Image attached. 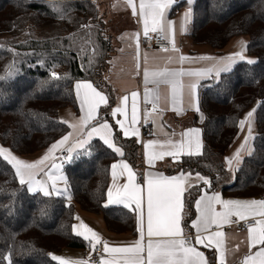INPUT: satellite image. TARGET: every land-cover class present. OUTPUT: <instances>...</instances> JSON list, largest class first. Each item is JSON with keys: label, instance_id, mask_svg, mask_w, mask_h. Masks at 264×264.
Here are the masks:
<instances>
[{"label": "trees", "instance_id": "1", "mask_svg": "<svg viewBox=\"0 0 264 264\" xmlns=\"http://www.w3.org/2000/svg\"><path fill=\"white\" fill-rule=\"evenodd\" d=\"M100 6L92 0H0V76L5 77L0 79V142L13 153L34 155L67 134L59 112L68 107L78 110L77 81H91L108 95L111 103L102 114L114 107L113 93H107L110 85L103 80L113 45ZM188 35L194 45H210L220 53L246 37L248 56L257 63L238 62L230 72L201 86L196 121H201L204 154L184 156L174 171L207 175L208 189L221 191L228 199L260 198L264 195V0H195ZM53 71L62 78L52 79ZM257 100L255 151L233 176L225 157L238 136L239 121ZM102 119L113 126L123 158L142 177L138 140L124 138L115 117ZM77 153L65 169L70 200L27 191L0 157V264H9V259L11 264H59L49 253L87 249L88 241L73 231L77 209L101 217L113 235L137 234L136 211L104 206L111 165L118 155L100 139ZM197 190L186 195V224L195 215ZM208 260L216 264L213 251Z\"/></svg>", "mask_w": 264, "mask_h": 264}, {"label": "snow or ice", "instance_id": "2", "mask_svg": "<svg viewBox=\"0 0 264 264\" xmlns=\"http://www.w3.org/2000/svg\"><path fill=\"white\" fill-rule=\"evenodd\" d=\"M131 9L133 16L138 17V22L142 23L143 35L146 39H151L149 33H156L160 39L169 41L173 51H179L175 47L174 22L167 18V11L176 3V0H125ZM191 5L194 0H185ZM191 8L183 15L184 25L181 30L186 31V24L191 18ZM81 27H90V25H81ZM139 33L134 34L137 41V60L139 61ZM240 50L229 54L226 57H199L196 59L214 60L212 66L200 71H186L183 69H170L167 64L176 62L183 64L193 58L179 55L175 61L172 57H168L165 67L151 69L148 66V60L144 58L143 78L145 91L143 93V101L145 104H152V112L145 110V117L157 112L158 105L162 96L160 86L165 85L168 94L163 96V100L170 102L173 110L183 111V101L185 88H187L188 106L196 112H200L199 102L197 99V83L201 78L208 77L210 74L219 78L222 73L230 72L233 66L238 62H246L248 65L257 63L255 59L247 58L244 55L246 50V42L240 41ZM95 51V49H93ZM161 51L168 52L169 48L164 47ZM91 59L89 64H91ZM137 67L140 65L137 63ZM66 75V74H65ZM184 77H195L196 81L184 84ZM5 77L0 76V79ZM52 79H61L62 77L51 72ZM151 84L154 87L149 88ZM77 98L80 100L82 115L73 122L61 120V123H67L72 132L61 137L60 140L51 144L43 156L34 160L26 161L13 155L8 149L0 147V157L6 161L11 168L14 169V175L18 178L21 186L32 193H42L45 197L52 195H62L67 192V187L63 190L57 188V181L65 178L60 175L62 163L56 162L55 152L62 150L67 153L65 160L72 162L74 160L73 152L75 149L85 148L93 135L99 136L109 149L116 154L124 157L125 153L122 147L117 146L113 140V126L107 120L98 119L99 109L101 105L108 106V97L97 90L91 82H77L75 84ZM139 94L132 92L131 114L129 116L126 110L129 96L121 97L120 104L111 110L110 115L116 117L120 114L123 120H117L123 135L125 137H139V128L136 127L138 121V106L136 97ZM162 112L163 109H160ZM256 109L249 111L244 119L239 121V128L245 129L247 125V135L243 137L240 146L235 150L231 157H225L228 171L235 172L240 170L245 156L251 157L254 154V147L250 141L253 140L252 124L253 115ZM203 120V115H201ZM95 122V123H94ZM167 135V134H165ZM174 135V133H173ZM71 137H76L71 146L65 148ZM201 130L198 128H189L181 133L179 140L171 138L164 141L149 140L144 143L146 163L153 166L156 160H163L165 156L172 157L173 161L178 160L181 155L202 156L203 144L201 141ZM139 142V141H138ZM87 153V149H85ZM81 153H77L80 155ZM90 154V153H87ZM117 169H120L119 173ZM55 170V172H53ZM127 173V183L117 185L118 176ZM43 174L45 179L37 177ZM112 185L107 191V202L105 207L110 204H122L125 207H131L135 204V211L138 212L139 220V238L130 242L126 247H109L107 241H102L99 234L93 231L87 224L81 223L73 226L76 236H82L89 241L92 250L96 249V245H102L104 253L108 254V258H102L98 264H210L208 258L203 252L193 246L195 244L203 245L206 248H214L218 253L216 264H228L227 256L235 255L239 252L241 243L246 244L247 251L240 259V264H264V199L261 200H236L222 199L219 193L211 195L202 194L195 200V208L198 216L192 222V227L196 230L194 237L186 235L182 226V214L185 209V192L190 187H194L188 183L191 173L181 172L177 176H165L161 173L147 174L146 183V230H145V187L135 183V174L130 165L121 160L119 163L111 165ZM196 179L202 181L205 185H210L208 178L196 173ZM70 200L71 197L69 196ZM220 210H217V206ZM233 217L236 219L233 220ZM253 218V223L247 227L246 238L244 241L237 243L234 247L226 244V234L220 230L225 224L247 221ZM79 219V217H77ZM256 249L255 251H252ZM53 261L59 264H89V260H74L71 258H62L49 253ZM5 259H9L5 257ZM90 259V258H89ZM9 264L11 260L9 259Z\"/></svg>", "mask_w": 264, "mask_h": 264}, {"label": "crops", "instance_id": "3", "mask_svg": "<svg viewBox=\"0 0 264 264\" xmlns=\"http://www.w3.org/2000/svg\"><path fill=\"white\" fill-rule=\"evenodd\" d=\"M46 1H66V0H46ZM92 1H95V2L99 3V5H101L100 7H102L104 14L120 13V14H128L129 16H131L132 22L134 23V30L132 31L133 38H134V34H136V33L140 34L139 38L143 34L142 23L138 22L137 16H133L132 11L128 7V5L126 4L125 0H92ZM135 2L138 5L139 0H135ZM193 3L191 5H189L188 3L185 2V0H176V3H174L173 6L166 13L167 18L174 22V26H175L174 41H175V47L177 49H179L178 52L173 51L172 46L168 52L161 51V49L153 50V51L143 50L140 47V41H139V54L140 55H139V61H138L137 60V41L135 38L133 39V44H132L133 45L132 46L133 47V56L135 57V66L137 69L135 78L132 80V82H126L125 79L114 80V78H112L113 76L109 77L110 82H112L117 87H119V89H120V86H119L120 84L123 87H122V90L120 89L121 90L120 97L118 98V100H115V102L112 105L114 107L111 109H108L104 114H102L101 111L105 107L107 108L109 106L110 98L108 97V95L104 91L99 89L93 82L88 81V82H91L94 87H97V90L102 91V93L108 97V106H104V105L100 106L98 119L102 118V116H104V117L105 116H111L110 115L111 110L120 104L121 97H123L125 95L129 96V101H128L126 110L128 111L129 116H130L131 104H132L131 93L137 92L139 94L136 97L137 106H138L137 115H138V121H139L137 123L136 127L139 128V137H135V136L125 137L124 135H123V137L126 139L134 138V139L138 140L140 145H141V155H142L141 162L143 165L142 177L139 176V174L137 173L136 169L133 166H130V167L132 168V171L135 174V183L141 184L145 187V194H144L145 200H144V205H143L144 211H145V230H146V183H145V180H146L147 174L149 172L161 173L165 176L171 177V176H177L181 172H183V173H191V172H185L182 170L174 171L177 164L179 162H181V159L185 155H181V157L176 161H173L172 157L165 156L163 158V160H156L154 162L153 166H149L146 163L144 143H146L149 140L164 141V140L169 139V138H171L172 140L175 141V140H179L181 138V133H183L185 130H187L189 128H198L201 130V126H200L201 121H199V120H198V122L196 121V117H200V112L198 113L193 108H190L188 106L187 88H185L184 101H183V105H182L183 111L177 112V111L173 110V106L171 105L170 102L166 103L163 100V96L168 94V89L166 88L165 85H161L160 86V92H161L162 99H161L160 104L158 105L157 112L152 113V115L145 117V110H147L149 113L152 112V104L151 103L145 104L143 101V93L145 91V84H144V78H143V71H144V67H145V65H144L145 56L147 57V60H148V66L151 69L165 67V63H166V60L168 57H172L173 61H175L179 55H183V56L190 57L193 59H191L190 61H185L183 64L173 62V63L167 64V67L170 69H183L186 71H200V70H205V69L210 68L212 66V64L214 63V60H211V59L202 60V59H196V58L204 57V56L213 57V58L226 57L229 54L237 52L240 50V48L238 46V45H240L239 44L240 41H244L247 43L246 38H238V39L232 41L230 46L227 48V50H225L222 53L217 52L210 45H194L191 42V39L188 35L190 30H191V25H192ZM178 4H181L182 7L177 8L176 6ZM189 8H191V13H192L191 18H190V21L186 24V31H183V30H181V26L184 25L183 15ZM244 55L247 58H249V56L246 55V50L244 52ZM137 63H139V65H140L139 68L137 67ZM217 79L218 78H216L214 73H213V74H210L208 77L201 78L198 80L197 89H196L198 102H199V91H200L201 86L207 81H212V80H217ZM107 80H108V78H107ZM193 81H196L195 77H184L183 78V82L185 85H187L189 82H193ZM77 82H84V81H77ZM77 82H75V84ZM148 87L152 88L154 86L149 84ZM74 88H75V85H74ZM75 94H76V91H75ZM76 99L78 102V110L71 108V107L61 109L59 112L60 120H67V121H69V123H71V122H73V117L78 119L83 114L81 111V107H80V100L77 98V95H76ZM160 109H163V111L161 112ZM245 116L246 115H244V117L242 119H244ZM115 119H116V121L117 120H123L124 117L121 116L120 114H117ZM108 123L110 124L109 121H108ZM65 124H67V123H65ZM67 126H68V124H67ZM72 131H73L72 128H70L68 126L67 134L72 132ZM173 133H174V135H173ZM256 133L257 132L254 128V125L252 124L253 140H254V137L256 136ZM165 134H167V135H165ZM246 135H247V125L245 126V129H243V130L239 129L238 136H237L235 142L233 143L232 147L228 151L226 157H231L233 155L235 150L240 146V144L243 140V137ZM200 138H201V141L203 144L202 130H201V137ZM75 139H76V137H71L68 144H66L64 147L67 148V147L71 146V144L74 142ZM94 139H100V138H99V136L93 135V137L91 138L89 143ZM113 140L117 146H120L116 142V139L114 137V130H113ZM253 140L250 141L252 146H253ZM82 149L83 148L75 149V151L73 152V155ZM122 150H123V148H122ZM123 152H124V150H123ZM40 153H42V152H40ZM60 153L61 152H59L58 150L55 152V156L57 158L56 159L57 163H61V162H59L57 155L65 154L66 152L62 151V153L61 154ZM16 157H18V156H16ZM118 157H119V159L115 163H119L121 160H124L125 162H127L130 165V163L126 159H124L123 157H121L119 155H118ZM245 157H247V156H245ZM18 158H20V157H18ZM20 159L31 162V161H34L38 158H34V160L29 159V158H20ZM68 163L69 162H66L65 164L67 165ZM63 164L64 163H62V165ZM65 169H66V167H65ZM227 169H228V167H227ZM119 171H120V169H117L118 173H119ZM53 172H55V170H53ZM61 172L62 171L60 170V173ZM235 173H236V171L232 172L233 176H235ZM199 174L204 176V177L207 176V175H203L201 173H199ZM61 175L66 180V171L65 170H64V173H62ZM37 178L38 179H45L43 174H41ZM206 178L209 179L210 185L203 184L202 181H199L196 179V173H191V178L188 181V183L191 185H194V187H190L188 189V191L185 192V194H184L186 197L188 192H191L192 190H196V189L199 190V191L197 190L198 191L197 196L195 197V199L193 201V208L195 210V215H194L193 219L191 220V222L187 223V224L185 223V209H184V213L182 214L181 226H182L185 234L189 235L191 237H194L196 234V230L192 227V222L198 216V212L195 208V200L200 195L205 194V193L208 195H211L213 193H219L221 195L222 199L228 200V198H225L223 196L221 191L209 190L208 188L211 186V179L209 177H206ZM59 182H60V186L62 187V190H63V180H59ZM112 183H113V181H112V175H111L110 186L112 185ZM124 183H127V173H124L123 176H118V179H117V185H123ZM57 188H59V187L57 186ZM64 188H65V182H64ZM66 193H63L61 196L66 197ZM52 196H55V195H52ZM252 199L261 200V199H264V195L260 198H252ZM252 199H241V200H252ZM236 200H238V199H236ZM110 206H124V205H122V204H110ZM126 208L134 210L135 204H132L131 207H126ZM185 208H186V201H185ZM191 209H192V207H191ZM217 210H220L219 205L217 206ZM77 217H79V219H77ZM248 220H253V218L250 217V218H248ZM81 221L83 223L87 224L93 231L98 233L102 241H107L109 247H126V246H129L130 242H133L139 238L138 230H137L136 235H122V236L113 235L107 231L106 226H105L101 217L91 215V214L82 212L80 209H77L76 210L75 225L78 226L81 223ZM138 227H139V220H138V212H137V229H138ZM220 230H222L226 234V244L229 247H234L237 243L244 241L246 238L247 231L246 232H240L237 229V227L231 226L230 224H225ZM88 243H89V241H88ZM193 246L196 247L199 251L203 252L207 258H208V252L209 251H213L216 254V257L218 256V253H216L214 248H206L203 245L195 244L194 240H193ZM255 250L256 249H253L252 251H255ZM246 251H247L246 244L241 243L239 252H237L235 255L229 254L227 256L228 264H240V259L243 257V254ZM91 253H92V248H91V245L89 244V247L85 250H68V251H63L60 253H54V255L62 257V258H71L74 260H79L82 258L89 257L91 255ZM103 258H108V254L104 253Z\"/></svg>", "mask_w": 264, "mask_h": 264}, {"label": "rangeland", "instance_id": "4", "mask_svg": "<svg viewBox=\"0 0 264 264\" xmlns=\"http://www.w3.org/2000/svg\"><path fill=\"white\" fill-rule=\"evenodd\" d=\"M103 20L106 24V34L112 40V45H113V48H112L113 52L111 53V55L107 59L106 67L103 68V72H104L103 73V78H104L103 80H106L108 82V84L110 85L109 86L110 88L107 91V93L110 95L113 93L112 94L113 98L115 100H118V98L120 97V93H121L123 86L121 84L119 85L120 89H121L120 90L119 87H117L115 84L110 82L109 77L113 76L112 78H114V80L125 79L126 82H132V80L135 78L137 69L135 66V57L133 56V47H132L133 46L132 45L133 39H134L132 36V31L134 30V23L132 22L131 16H129L128 14H120V13L105 14V18ZM243 38H246V37H243ZM238 46L240 48V45H238ZM247 52L248 51H247V43H246V55H248ZM107 78H108V80H107ZM258 105H259V100L254 102V104L245 113V115L249 111H251L252 109H254V108L257 109ZM253 125H254L256 132H257V125L255 122V113L253 115ZM0 147L8 149L12 154H14L15 156H18L20 158H29V159L34 160V158H39L40 156H43L44 153L46 152V150L50 146L47 149L40 151L42 153L38 152V153L34 154L35 156L34 155H31V156L17 155L15 153H13L9 149V147L4 146L1 142H0ZM58 151L62 153V150H58ZM65 163L62 165V168H61L62 172L59 173L60 175L62 173H64V170L66 167ZM130 166H132L131 163H130ZM66 182H67V180H66ZM57 186L59 187V189L62 190V187L60 186L59 180L57 181ZM65 187H67V191H68L67 183L65 184ZM63 189H64V180H63ZM55 196H61V195H55ZM68 197H69V192L66 193V198H68Z\"/></svg>", "mask_w": 264, "mask_h": 264}, {"label": "built area", "instance_id": "5", "mask_svg": "<svg viewBox=\"0 0 264 264\" xmlns=\"http://www.w3.org/2000/svg\"><path fill=\"white\" fill-rule=\"evenodd\" d=\"M149 36L151 37V39H146L143 34L140 36L139 41H140L141 49L153 51V50L162 49L164 47H168L169 49L171 48V44L169 43V41L160 39L156 33H149ZM66 156H67V153L62 154V155H57L59 162L61 163L67 162L65 160ZM235 219L236 218L233 217V220ZM253 222H254L253 220H247V221H240L239 224L231 223L230 225L237 227V229L240 232H246L248 225ZM103 256H104V253L102 250V245H96V249L92 250V253L89 257L82 258L79 260H89V264H98V262L103 258Z\"/></svg>", "mask_w": 264, "mask_h": 264}]
</instances>
